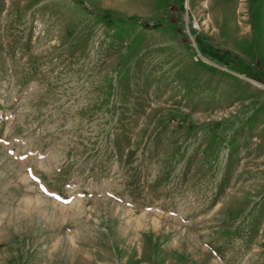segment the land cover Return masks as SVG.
Here are the masks:
<instances>
[{
  "label": "rangeland",
  "instance_id": "1",
  "mask_svg": "<svg viewBox=\"0 0 264 264\" xmlns=\"http://www.w3.org/2000/svg\"><path fill=\"white\" fill-rule=\"evenodd\" d=\"M0 264H264V0H0Z\"/></svg>",
  "mask_w": 264,
  "mask_h": 264
}]
</instances>
